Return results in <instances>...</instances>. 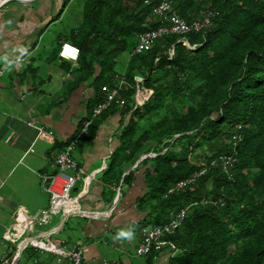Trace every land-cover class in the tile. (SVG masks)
<instances>
[{"label": "trees", "instance_id": "obj_1", "mask_svg": "<svg viewBox=\"0 0 264 264\" xmlns=\"http://www.w3.org/2000/svg\"><path fill=\"white\" fill-rule=\"evenodd\" d=\"M162 3L170 11L154 16ZM84 6L71 43L79 49L77 81L93 79L92 110L112 88L115 60L126 49L124 79L130 86L140 77L151 93L138 106L134 87L122 91L128 119L108 178L118 180L122 164L146 155L139 162L148 167L146 193L138 202L150 210L149 225L186 210L165 237L179 250L168 264H264V0H85ZM207 13L213 16L201 32L164 35L131 55L136 36L166 24L169 15L191 22ZM191 177L185 189L169 192Z\"/></svg>", "mask_w": 264, "mask_h": 264}, {"label": "crops", "instance_id": "obj_2", "mask_svg": "<svg viewBox=\"0 0 264 264\" xmlns=\"http://www.w3.org/2000/svg\"><path fill=\"white\" fill-rule=\"evenodd\" d=\"M75 1L7 0L0 5V143L16 150V162L10 172L28 159L25 168L37 178L40 190L32 180L28 183L24 178L19 186L26 187L21 189L28 195L27 201L32 196L33 203H42L30 208L21 206L20 200L12 197L0 198V244L3 246L0 264H10L9 259L20 250L15 264H72L58 254L41 251L32 245L25 256L23 251L29 246L26 244L29 238L66 250L78 245L82 250V264H168L166 249L146 256L136 253L142 232L151 226L148 222L150 210L138 202L146 193L144 173L148 167L139 163L146 155L122 164L120 180H111L106 174L110 160L119 150L122 124L128 119L120 108V101L125 100L122 91L129 86L124 71L116 72L112 88L102 93L100 103L105 100L106 93L116 91L108 108L114 107L107 111L106 118L98 121L100 114L94 116L95 108L92 110V104L98 101L94 98L93 79L77 81L78 65L59 59L60 44L63 41L71 43L74 30L71 28L75 23L66 22L70 30H60L57 26L63 24L68 8ZM84 5L85 1L82 17ZM98 73L96 66L94 76ZM122 78L125 82L119 85ZM137 79L135 77L136 85L129 86L135 89V105L138 88L139 92L147 91L139 85L142 79ZM90 112L89 121H95L91 136L69 153L76 163L71 171L75 186L70 199L86 214L74 212L72 214L77 215L65 216L62 211L50 212L39 225L47 226L45 230L34 233L33 225L19 233L13 242L3 241L2 234L6 230H17L18 215L34 216L50 208L49 185L58 170L55 158L76 136L78 125L88 119ZM10 172L1 180V187ZM125 176L129 178L122 182ZM5 207L11 210L10 218L1 222ZM67 223L74 233L72 237L65 232ZM120 231H131V238L116 239ZM58 234L61 238L54 239Z\"/></svg>", "mask_w": 264, "mask_h": 264}, {"label": "built area", "instance_id": "obj_3", "mask_svg": "<svg viewBox=\"0 0 264 264\" xmlns=\"http://www.w3.org/2000/svg\"><path fill=\"white\" fill-rule=\"evenodd\" d=\"M6 1L7 0H0V5ZM169 11L170 5L168 3H162L159 6H155L152 10V13L154 16H156ZM212 16V13H207L201 20L187 22L180 18L177 14H171L168 16L169 21L166 24L156 29L139 33L137 35L135 48L132 50L131 55L151 49L154 42L164 35L180 34L185 36L187 33H199L208 25L209 19ZM182 41L187 43L184 40V37L182 38ZM78 55L79 49L77 46L67 41H63L60 44L58 51L59 58L65 61L76 62ZM124 82L125 81L122 78L119 85L124 84ZM139 91L140 89L138 88V92ZM115 93L116 91H113L112 93H106L105 100L95 107L93 113L94 116L100 114L110 106L115 97ZM149 95V93H146V98ZM146 98L140 101L137 100L136 105H142L144 101L147 100ZM120 104L123 105L122 100L120 101ZM89 125L90 121H85L79 133L70 141V143L66 146V149L62 152H59L55 158V163L57 164L58 170L57 173L52 177L49 185V191L51 193L50 208L41 210L34 216L18 215L16 217L17 230L15 232L12 230H6V232L2 234L3 241L13 242L19 233L22 234L25 230H28V228L32 227L34 223H37L38 225L43 224L50 212L57 213L62 211V213L66 216L79 211V209L75 207V204L70 199L71 191L75 186V176L71 171L75 169L76 163L70 157L69 153L76 146L77 140H81L87 134ZM199 174L200 173H195L193 177H198ZM192 182V177L185 181H177L174 186L169 189V192L172 193L174 191L176 192L181 189H185V186L191 184ZM185 214L186 210L180 209V211L175 214L169 222L162 225L150 226L149 228L144 229L142 232L143 236L136 246L137 255L146 256L153 251H160L163 249H166L169 252V258L174 257L177 253H179V250L176 248V246L165 237L166 235L172 234L180 227L185 218ZM26 244L32 245L41 251L58 254L61 257L69 260L72 264H82V250L78 245H73L71 249L66 250L65 247L59 248L54 246L52 243H46L44 241L32 238H29L26 241ZM17 258V253H15L12 256V259H9L10 264H14ZM5 260L7 262V258Z\"/></svg>", "mask_w": 264, "mask_h": 264}, {"label": "rangeland", "instance_id": "obj_4", "mask_svg": "<svg viewBox=\"0 0 264 264\" xmlns=\"http://www.w3.org/2000/svg\"><path fill=\"white\" fill-rule=\"evenodd\" d=\"M85 0H76L74 2L73 5H70V8H68L65 16H64V22L63 24H59L57 27L60 30H70L71 26L66 25V22L68 20H70L71 24H73V22L75 23V27L72 26V29H76V27H78V21H80L82 19V7H83V3ZM195 47H193L194 49ZM128 51L129 49H126L125 51L121 52L117 59L115 60V67L114 70L117 73H122L125 70L126 67V63L128 60ZM138 81L140 80V77H137ZM145 93L143 92H137V100H144L146 98V93H149V91L144 90ZM150 96V95H149ZM149 96L146 98L148 99ZM16 150H14L13 147L8 146L7 144H2L0 143V198L2 196H7V197H12L13 199H17L20 200V204L23 207H30V208H35L37 206H40L42 203L41 201H39L38 203H33V198L32 196H30V201H27V197L28 195L24 194L25 191L22 190L21 188H26V187H21L19 186L20 184V180L22 178H24L23 180H27L28 183H31V180L35 183V186L39 189V184H38V180L37 178H35V176L28 170L26 169L25 165L26 162L28 163V159L24 162L23 165L18 166L17 168H14L11 172L10 169L11 167L14 165V163L16 162L14 159V156H16ZM149 156L152 154H148ZM147 155V156H148ZM143 158V157H142ZM10 172V174L8 175L7 178V182L5 183L4 186L1 187V180L4 178L5 175H7ZM40 179V178H39ZM40 190V189H39ZM46 195V194H45ZM71 196H73V193L71 194ZM3 214V215H2ZM10 214H11V210L7 207L4 208V210H2V217H1V222H3L4 220H7L10 218ZM96 214V213H95ZM34 233H36V231H40V230H45L47 226H39L37 223H34ZM150 227V226H149ZM66 234L68 235L69 232V236L72 237L74 236V233L71 231L70 228V223H67L66 226V230H65ZM61 235H54L53 238H61ZM3 246L0 244V249H2ZM25 251L24 255H26ZM29 253V252H28ZM22 260V259H21ZM20 264V263H19Z\"/></svg>", "mask_w": 264, "mask_h": 264}, {"label": "clouds", "instance_id": "obj_5", "mask_svg": "<svg viewBox=\"0 0 264 264\" xmlns=\"http://www.w3.org/2000/svg\"><path fill=\"white\" fill-rule=\"evenodd\" d=\"M132 233L131 231H120L117 236L116 239H120V238H131Z\"/></svg>", "mask_w": 264, "mask_h": 264}, {"label": "water", "instance_id": "obj_6", "mask_svg": "<svg viewBox=\"0 0 264 264\" xmlns=\"http://www.w3.org/2000/svg\"><path fill=\"white\" fill-rule=\"evenodd\" d=\"M77 213L80 214V215H81V214H86V213H85L83 210H81V209H80ZM71 215H77V214H71ZM71 215H70V216H71ZM20 252H21V250L17 253V257H19ZM15 263H16V261L14 262V264H15Z\"/></svg>", "mask_w": 264, "mask_h": 264}]
</instances>
